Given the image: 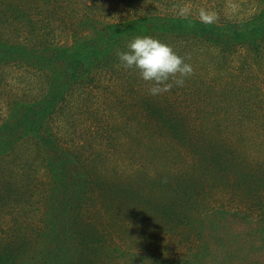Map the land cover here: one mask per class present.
<instances>
[{
  "label": "trees",
  "instance_id": "1",
  "mask_svg": "<svg viewBox=\"0 0 264 264\" xmlns=\"http://www.w3.org/2000/svg\"><path fill=\"white\" fill-rule=\"evenodd\" d=\"M0 264H264V0H0Z\"/></svg>",
  "mask_w": 264,
  "mask_h": 264
},
{
  "label": "clouds",
  "instance_id": "2",
  "mask_svg": "<svg viewBox=\"0 0 264 264\" xmlns=\"http://www.w3.org/2000/svg\"><path fill=\"white\" fill-rule=\"evenodd\" d=\"M201 19L211 23L212 18L201 12ZM126 50L117 53L119 64L125 70H135L148 82V92L158 96L170 92L174 87H183L193 74V67L175 49L152 36H136L128 41Z\"/></svg>",
  "mask_w": 264,
  "mask_h": 264
}]
</instances>
